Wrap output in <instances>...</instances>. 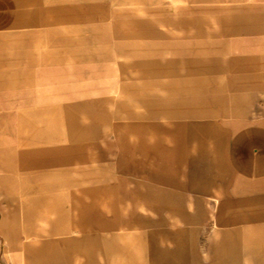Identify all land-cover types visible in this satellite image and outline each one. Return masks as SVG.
Segmentation results:
<instances>
[{"label":"crops","instance_id":"1","mask_svg":"<svg viewBox=\"0 0 264 264\" xmlns=\"http://www.w3.org/2000/svg\"><path fill=\"white\" fill-rule=\"evenodd\" d=\"M82 1L0 0V97L60 79L46 64L75 54ZM231 58L213 92L235 97L228 107H242L244 118L168 121L161 135H125L124 122L92 119L84 132L6 137L0 191L22 192L5 195L20 201L22 226L0 236L5 264H28L30 251L43 263L46 249L61 246L67 233L23 224L51 223L34 204L64 195L70 234L116 237L102 247V264H264V56ZM126 234L131 246L120 242Z\"/></svg>","mask_w":264,"mask_h":264},{"label":"rangeland","instance_id":"2","mask_svg":"<svg viewBox=\"0 0 264 264\" xmlns=\"http://www.w3.org/2000/svg\"><path fill=\"white\" fill-rule=\"evenodd\" d=\"M78 7L75 54L70 62L46 64V75L60 79L27 81L0 97L1 183L6 137L68 135L76 126L84 132L92 119L124 122L125 135H161L172 130L168 121L244 118L242 107H228L235 97L213 89L224 82L232 56H264V0H87ZM233 23L251 31H234ZM256 24L262 31H252ZM8 194L22 192L0 191V236L22 226L20 201L7 200ZM64 197L34 204L51 223L23 224L29 232L67 233L59 248L46 249L43 263L28 252V264H102V247L116 245V237L70 234ZM120 242L131 246V235ZM5 261L0 239V264ZM103 264L115 261L105 257Z\"/></svg>","mask_w":264,"mask_h":264}]
</instances>
